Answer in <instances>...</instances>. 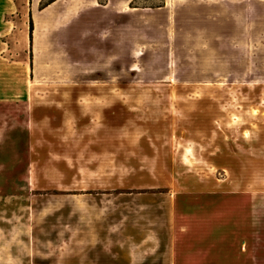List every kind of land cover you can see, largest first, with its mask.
Here are the masks:
<instances>
[{
    "label": "rangeland",
    "instance_id": "374dc122",
    "mask_svg": "<svg viewBox=\"0 0 264 264\" xmlns=\"http://www.w3.org/2000/svg\"><path fill=\"white\" fill-rule=\"evenodd\" d=\"M48 1L0 0V264H173L182 193L243 196L264 264V0Z\"/></svg>",
    "mask_w": 264,
    "mask_h": 264
},
{
    "label": "crops",
    "instance_id": "0c3cea01",
    "mask_svg": "<svg viewBox=\"0 0 264 264\" xmlns=\"http://www.w3.org/2000/svg\"><path fill=\"white\" fill-rule=\"evenodd\" d=\"M37 19H39L38 16L36 17L35 25L37 24ZM96 19L97 16L92 13H87L83 20L80 21V25H84L83 27L86 28L87 31H90L87 40L93 42L95 48H93V53L85 54V60H87V62L92 61L93 64L90 68V73L88 71L83 73L84 77L87 76L85 74L89 76H92L94 73L99 74L98 72L106 68V65L101 64V59H96L97 53L94 54V52H96L95 50L98 49L96 47V34L99 35V32H97L99 30L96 26L98 25ZM69 31H78V29L71 25ZM112 55L115 56V62H117L116 52L114 54H112V52L109 54L110 57H112ZM85 67L86 66H84V68ZM90 79L91 80L84 79V81H82L84 82L83 84L86 86L87 82L95 81L93 78ZM75 94L76 97L74 96L73 98L81 100L93 99L96 101L112 99L113 97L112 93H103L96 90H85ZM60 110H63L62 116L66 122L71 112L65 109ZM93 115V111L82 113V115L78 117L77 122H80L81 118L84 120L86 116L91 118L90 116ZM104 116L105 121H103L105 126L111 127L115 125L117 123V108H113L112 106L106 108ZM104 116L102 114V117ZM46 118L53 122V115L47 114L45 119ZM224 201L227 202V205L222 207L221 204ZM245 207L246 200L240 195H214L211 193L192 195L189 193H182L181 195L175 196L173 209L181 226L180 230L175 234L176 241L174 243L176 254L173 258V264H258L256 262L255 252V233L257 227L256 223L253 224L251 221L241 219V216H243L245 212ZM218 213L220 215L215 216ZM222 213H224V215H221ZM225 214L227 215L225 216ZM209 230L210 235L207 240L208 236H206V234ZM204 237L205 239H202ZM222 239H224V244H226L224 248L221 246ZM252 248H254L253 253H251ZM232 249L236 251L235 253L238 252V255L233 254L234 257L231 256Z\"/></svg>",
    "mask_w": 264,
    "mask_h": 264
},
{
    "label": "trees",
    "instance_id": "16d2710c",
    "mask_svg": "<svg viewBox=\"0 0 264 264\" xmlns=\"http://www.w3.org/2000/svg\"><path fill=\"white\" fill-rule=\"evenodd\" d=\"M31 1V0H30ZM56 0H49L48 2L46 3H42L41 6H40V9H44L46 8L48 5H50L51 3L55 2ZM30 28H29V36H30V40H32L33 38V31H34V25H33V20H32V15L30 14Z\"/></svg>",
    "mask_w": 264,
    "mask_h": 264
}]
</instances>
